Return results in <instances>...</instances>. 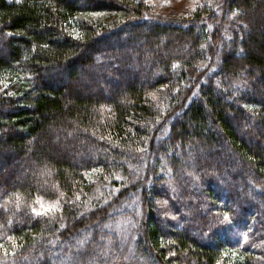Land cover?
<instances>
[{"label": "trees", "instance_id": "obj_1", "mask_svg": "<svg viewBox=\"0 0 264 264\" xmlns=\"http://www.w3.org/2000/svg\"><path fill=\"white\" fill-rule=\"evenodd\" d=\"M260 7L0 0V264H264Z\"/></svg>", "mask_w": 264, "mask_h": 264}, {"label": "rangeland", "instance_id": "obj_2", "mask_svg": "<svg viewBox=\"0 0 264 264\" xmlns=\"http://www.w3.org/2000/svg\"><path fill=\"white\" fill-rule=\"evenodd\" d=\"M150 8V10L159 16L164 17H174V18H186L191 16L197 9L207 8L208 10H214L216 13V19L219 20L222 18L223 13L222 7L224 0H143ZM257 12L260 16L264 17V13H262L261 7L257 9ZM88 18L99 19L102 16L101 13H92L86 15ZM252 13L248 14L247 17L251 20ZM224 20H222L223 23ZM222 30V29H221ZM143 32L147 33V30L144 29ZM223 34V33H222ZM226 45V43H225ZM217 147V146H215ZM216 150L220 148H215ZM14 163L12 159L7 163L3 160L0 161V170L5 172L6 170H13ZM185 164L188 162L185 161ZM43 206L45 208H49L52 206L51 203H44ZM128 226V223H125Z\"/></svg>", "mask_w": 264, "mask_h": 264}, {"label": "snow or ice", "instance_id": "obj_3", "mask_svg": "<svg viewBox=\"0 0 264 264\" xmlns=\"http://www.w3.org/2000/svg\"><path fill=\"white\" fill-rule=\"evenodd\" d=\"M35 211V210H34Z\"/></svg>", "mask_w": 264, "mask_h": 264}]
</instances>
